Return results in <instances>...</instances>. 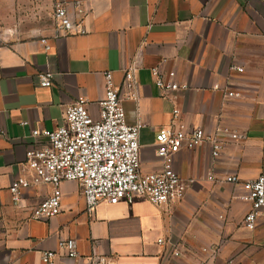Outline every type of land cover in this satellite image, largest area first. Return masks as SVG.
Segmentation results:
<instances>
[{
	"label": "crops",
	"instance_id": "crops-1",
	"mask_svg": "<svg viewBox=\"0 0 264 264\" xmlns=\"http://www.w3.org/2000/svg\"><path fill=\"white\" fill-rule=\"evenodd\" d=\"M60 1L0 0V264H44L45 251L58 252L55 264H264V218L246 228L252 205L239 199L241 186L207 179L235 174L244 183L264 174V0H82L86 34L60 35L56 26L35 33L32 21L14 32L17 7L40 4L51 17ZM155 66L189 89L162 95ZM129 69L138 97L123 105L129 124H143V174L163 170L156 136L173 125L174 109L188 129L224 142L220 157L209 143L174 156L187 185L175 204L158 207L136 195L131 205L100 202L89 210L79 184L64 182L61 213L33 219L53 187L31 186L20 206L10 193L17 178L31 177L29 150L48 142L33 132L62 126L78 98L98 119L105 74L121 87ZM44 72L53 74L48 88L38 83ZM66 238L77 241V259L58 251Z\"/></svg>",
	"mask_w": 264,
	"mask_h": 264
},
{
	"label": "built area",
	"instance_id": "built-area-1",
	"mask_svg": "<svg viewBox=\"0 0 264 264\" xmlns=\"http://www.w3.org/2000/svg\"><path fill=\"white\" fill-rule=\"evenodd\" d=\"M53 17L60 35L87 33V8L82 0L57 2ZM42 42L47 44L46 40ZM237 71L242 72V69L237 68ZM151 74L156 87L164 96L189 89L188 85L166 76L160 66L151 68ZM37 77L40 87L52 86L51 72L40 73ZM226 96L231 98L238 94L226 92ZM137 97L134 69L125 72L121 87L116 86L113 73L107 72L105 95L99 103L98 119L90 114L88 101L78 98L65 110L62 126L54 131L35 130L34 137L42 135L48 142L27 153L26 167L31 177L17 178L12 183L10 193L13 202L20 206L23 192L31 186L51 185L52 194L32 211L33 219L50 220L61 213V185L64 182L79 184L89 210H93L100 202L110 205L126 202L131 205L136 195L145 197L158 207L181 202L187 185L174 170V156L183 148L193 150L209 143L212 156L219 158L224 142L203 129H188L180 121L179 110L174 109L173 125L162 129L156 136L157 156L162 160L163 170L160 173L143 174L140 169L139 142L143 124H129L123 105L124 100H136ZM230 138L234 141L243 139L237 134H231ZM207 179L215 183L241 186L244 193L239 199L252 205L243 221L246 228L252 229L258 218H264V174L244 183L235 174L223 178L209 175ZM159 243L163 244L164 240H159ZM58 251L67 259L79 257L78 243L72 238L61 239ZM57 255L56 251H45L41 254V260L44 264H55ZM173 255L179 257L180 252L175 250Z\"/></svg>",
	"mask_w": 264,
	"mask_h": 264
},
{
	"label": "rangeland",
	"instance_id": "rangeland-1",
	"mask_svg": "<svg viewBox=\"0 0 264 264\" xmlns=\"http://www.w3.org/2000/svg\"><path fill=\"white\" fill-rule=\"evenodd\" d=\"M41 5L39 4V8H31V7H17L15 10V16L17 18V23L14 26V32L17 33L18 30L23 27V22L32 21L30 24L28 23L27 28L34 30L35 33H42L48 30L50 27L55 28V20L54 14L49 17L46 13V10H42ZM4 28V26H1ZM6 32V30H4ZM8 33V32H7Z\"/></svg>",
	"mask_w": 264,
	"mask_h": 264
}]
</instances>
